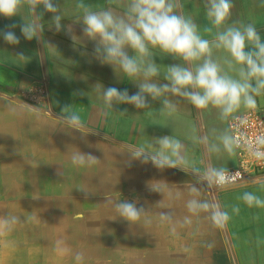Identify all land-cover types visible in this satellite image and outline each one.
Here are the masks:
<instances>
[{"label":"crops","instance_id":"1","mask_svg":"<svg viewBox=\"0 0 264 264\" xmlns=\"http://www.w3.org/2000/svg\"><path fill=\"white\" fill-rule=\"evenodd\" d=\"M55 2L61 5L63 24L71 25V33L57 32L50 24L52 14L41 6L37 11L43 12L44 31L39 39L26 40L19 26L14 29L18 45L6 43L0 35V216L9 213L21 219L13 231H0V264H76V252L83 253V264H264V208H249L239 199L245 191L264 198V181L221 191L196 185L201 188L199 198L215 200L230 219L224 227H214L208 214L200 213L182 226L178 221L189 215L185 205L190 198L184 186L195 183L194 175L143 164L127 152L128 145L149 149L153 138L170 135L185 145L193 166L232 168L237 154L209 155L196 139L207 133L215 142L212 130L218 134L228 129L227 120L214 109L198 110L167 93L177 102L176 112L162 111L160 101L150 97L149 108L130 104L107 108L92 90L95 84L127 89L130 95L138 91L137 85L93 57L95 42L83 37V25L77 23L81 13L76 5L81 0ZM82 2L93 10L110 5L117 12L123 10L122 0ZM182 2L185 14L211 39L204 32L210 26L204 0ZM232 4L229 23H254L264 41V0H232ZM21 15L31 18L27 7ZM12 23L23 20L0 16V32ZM20 53L26 58L17 57ZM156 55L160 75L154 81L166 83L167 66L180 61ZM214 55L223 58L227 53L214 50ZM256 100V108L264 109V95ZM65 106L92 132L85 136L64 125L58 117L65 114ZM246 111L241 108L234 115ZM77 149L97 157L99 163L72 164L71 152ZM152 181L167 186L164 194L150 190ZM177 191L182 198L176 199ZM120 200L143 207L141 220L130 224L120 217L110 219ZM160 201L163 207L157 205ZM234 205L239 206L238 214L232 212ZM163 212L172 214V223L161 221ZM58 240L71 254L57 253Z\"/></svg>","mask_w":264,"mask_h":264},{"label":"clouds","instance_id":"2","mask_svg":"<svg viewBox=\"0 0 264 264\" xmlns=\"http://www.w3.org/2000/svg\"><path fill=\"white\" fill-rule=\"evenodd\" d=\"M41 6L44 12L52 14L50 24L57 32L65 29L72 32L71 25L63 24L65 17L61 5L55 0H0V16L7 19L20 16L23 20L19 25H7L0 32L3 40L10 45H18L20 38L14 31L18 26L26 40L39 39L40 33L44 31L41 23L43 12L37 11ZM25 7L31 14L30 19L21 15ZM122 7V12H117L111 5L93 10L82 0L76 5L81 13L77 23L83 25V37L95 42L93 57L102 64L111 65L115 71L119 69L138 88L137 92L130 95L127 89L120 90L112 86L105 88L101 83L95 84L92 90L107 108L113 109L114 104H130L136 109L149 108L150 97L153 101H160L162 111L176 112L177 102L170 99V95L186 100L198 110L214 109L221 120H228L234 118V114L241 108L252 110L257 107L256 98L264 95V41L254 23H229L232 0H204L210 25L204 32L211 34V39L205 38L199 25L190 15L185 14L182 0H122ZM72 39L75 40L74 35ZM214 50H222L227 56L218 58ZM130 52L134 55H130ZM156 52L162 58L169 56L180 61L167 66L164 73L166 83L154 81L160 75ZM17 57L22 60L26 58L23 53L17 54ZM67 107L62 108L65 114L58 119L71 130L85 136L92 132L80 123L77 113L67 112ZM212 131L215 142L207 133L196 138L209 155L223 151L233 156L238 148L244 147L254 160L264 162V134L242 143L246 135L244 132L236 135L230 129H224L218 134L216 129ZM127 148L132 160H139L143 164L150 162L161 170L179 168L194 175L195 183L188 182L184 186L190 197L185 205L189 215L178 223L182 226L190 225L193 216L207 213L214 227H224L230 219L229 212L215 200L200 199L201 188L196 185L206 184L208 190L222 189L230 186L233 178L240 175L239 172L230 173L227 169L211 165L203 170L193 166L186 156L185 145L170 135L153 138L149 149L155 150L132 145ZM70 159L77 166L99 163L97 157L79 149L71 152ZM148 186L151 191L162 194L167 187H161L153 181ZM182 195L179 191L175 193L176 199L182 198ZM239 199L249 208H264V198L254 192L245 191ZM157 205L164 206L162 201ZM114 209L116 215L110 219L120 217L130 224L140 221L146 212L143 207H137L136 202L127 200L115 203ZM239 211V206L232 207L233 213L238 214ZM26 219L34 220L35 217ZM160 219L173 222L172 214L167 212L161 213ZM19 223V216L9 213L0 216V231L11 232ZM55 250L60 255L71 254V249L63 240L56 242ZM74 259L76 264H83V253L76 252Z\"/></svg>","mask_w":264,"mask_h":264},{"label":"built area","instance_id":"3","mask_svg":"<svg viewBox=\"0 0 264 264\" xmlns=\"http://www.w3.org/2000/svg\"><path fill=\"white\" fill-rule=\"evenodd\" d=\"M241 121L244 122L241 123ZM227 127L236 135H239L240 132L246 133L242 138V143L244 140L251 141L257 135L264 134V109L255 108L236 114L234 118L227 120ZM236 154L237 164L227 170L230 173L239 172L240 175L233 178L230 186L214 190L221 191L264 181V162L254 160L244 147L238 148ZM257 178H260L259 181H257Z\"/></svg>","mask_w":264,"mask_h":264},{"label":"rangeland","instance_id":"4","mask_svg":"<svg viewBox=\"0 0 264 264\" xmlns=\"http://www.w3.org/2000/svg\"><path fill=\"white\" fill-rule=\"evenodd\" d=\"M33 237V236H32ZM34 239L37 238V237H33ZM33 238H30V241H32ZM0 247H1V244H0ZM28 248H33V246H26Z\"/></svg>","mask_w":264,"mask_h":264}]
</instances>
